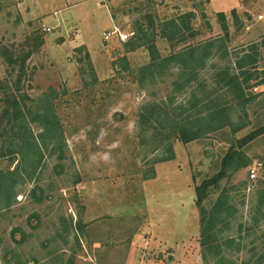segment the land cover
<instances>
[{"label":"rangeland","instance_id":"obj_1","mask_svg":"<svg viewBox=\"0 0 264 264\" xmlns=\"http://www.w3.org/2000/svg\"><path fill=\"white\" fill-rule=\"evenodd\" d=\"M240 4L0 0V155L16 146L10 128L13 96L35 135L41 132L42 107L51 106L62 129L57 145L39 140L41 154L0 156V173L7 174L8 184L0 193V264H207L194 188L220 171L230 147H237L250 164L236 171L228 167L230 176L204 205L210 206L222 189L228 191L234 213L221 236L234 243L224 249V264H257L262 256L264 264V84L250 88L254 98L244 112L232 109L224 128L174 142V158L158 161L166 154L153 149L151 141L142 142L153 129L140 122V112L170 101L188 106L194 82L178 90L176 83L183 79L174 63L141 79L139 68L149 63L148 50L128 51L115 36L103 39L113 26L130 39L139 23L166 57L185 45L222 38L228 58L215 55L199 74L213 86L218 67L234 64L242 50L250 52L256 44L257 66L264 69V18L257 20L264 0L245 2L246 12H235L234 21L231 11ZM189 11L194 12L195 36L174 49L157 27L153 34L148 26L149 18L157 26ZM218 12L228 17L227 36ZM259 77L264 79L261 72ZM1 83H8L6 94ZM253 132V138L238 145L237 139ZM16 169L17 174H9ZM207 258L218 264L210 254Z\"/></svg>","mask_w":264,"mask_h":264},{"label":"trees","instance_id":"obj_2","mask_svg":"<svg viewBox=\"0 0 264 264\" xmlns=\"http://www.w3.org/2000/svg\"><path fill=\"white\" fill-rule=\"evenodd\" d=\"M216 15L224 35L227 36L229 28L228 18L223 12H218ZM230 15L236 21L237 14L235 10H232ZM193 16L194 12L189 11L171 19L159 21L157 26L149 18L148 26L153 31V34L157 27L159 35L172 44L171 47L174 49L177 44L185 41L188 37L195 36L194 29L190 23ZM144 28L143 25L135 23L133 36L124 42V46L128 51L144 46L149 52V63L139 68L141 79L146 75H153L155 70L163 73L170 63H174L175 67L181 70L178 77L183 79L182 82L176 83L178 90L184 85L194 82L188 106L185 107L184 104L174 106V101H170V109H167L169 105L166 104L163 108L154 104L148 108L144 106L142 108L144 111L140 112V122L145 128L149 124L153 129L147 139L142 136V142L151 141L154 144L153 149L161 150L166 154L160 157L158 161H167L174 158V142L187 143L204 138L229 124V113L232 109L239 108L240 111L244 112V108L254 98L250 93L252 92L251 89L257 85L264 84L262 77L258 79L260 78V72L264 76V69L259 71L257 66L260 45H253L250 52L242 50L241 55L234 64L226 61L225 65L218 67L211 77L213 83V86H211L199 74L200 71L207 68V62L214 58L215 55L220 56L222 59L228 58L224 39L215 38L196 45H185L176 51L174 50L166 57H161L154 40L149 37L147 29ZM261 46H264V40ZM116 65L117 62L114 61L113 68L115 70H117ZM251 80L255 82L251 83ZM2 84L1 87L4 88L3 92L6 94L8 83ZM197 94L200 97H197ZM10 105L13 111L10 119V128L17 147L15 146L14 149L7 151L5 154L2 153V150L0 156L19 153L24 156V154L29 155L35 151L41 154L39 140L44 142L45 139H48L53 140L56 145L59 144V139L62 137V129L58 118L53 115L51 106L46 109L42 107L39 110L41 114L38 121L41 124V132L39 135H35L30 128L29 123L31 121L27 119L26 113L18 104L15 96H13ZM5 112L6 114L9 113L8 110ZM28 114L31 115V111ZM151 121L154 125L151 124ZM254 136L255 133L253 132L246 139H237L238 145H243L246 140L248 141ZM236 148L230 147L227 150L222 159V168L219 172L211 177L204 178L194 188L195 206L198 210L200 223V244L203 249V258L207 264H209L207 254H210L212 260L216 261V263L224 264L225 260L222 261L224 259V249L227 248L229 243H234L233 239H226L221 236L223 224L225 225L234 213L227 194L228 191L222 189L216 199L210 201V206L206 207L204 202L211 193L219 189L220 181L230 176L227 173L228 167H230L231 171H236L250 164V162L244 160L245 158H242V154ZM15 173L17 174V169L9 174L15 175ZM6 177L7 174L0 173V193H6V186H8ZM11 181L12 183L15 182V180ZM6 206L5 204L4 207ZM262 258L257 264H262Z\"/></svg>","mask_w":264,"mask_h":264},{"label":"built area","instance_id":"obj_3","mask_svg":"<svg viewBox=\"0 0 264 264\" xmlns=\"http://www.w3.org/2000/svg\"><path fill=\"white\" fill-rule=\"evenodd\" d=\"M257 18L258 19H263L264 18V13L259 14L257 16ZM45 30L46 31H50V28L49 27H45ZM114 36L120 42H125L129 38V35L127 33H125V32L124 33H121V31L117 27H115V26H113V29L112 30H108V31L103 32V39H104V41H109ZM250 177L251 178H254L255 177V173H254V170L253 169H251Z\"/></svg>","mask_w":264,"mask_h":264},{"label":"crops","instance_id":"obj_4","mask_svg":"<svg viewBox=\"0 0 264 264\" xmlns=\"http://www.w3.org/2000/svg\"><path fill=\"white\" fill-rule=\"evenodd\" d=\"M210 1V0H209ZM241 1V4L238 6V8L236 9V8H234L233 10H235V12L237 13L238 12V10H243V13L244 12H246L245 10H244V8L246 7V5H244V3L245 2H250L251 0H240ZM259 14H262L261 12L259 13ZM258 14V15H259ZM257 15V16H258ZM231 16V15H230ZM227 17V16H226ZM228 18V17H227ZM257 20H263V19H258L257 18Z\"/></svg>","mask_w":264,"mask_h":264}]
</instances>
